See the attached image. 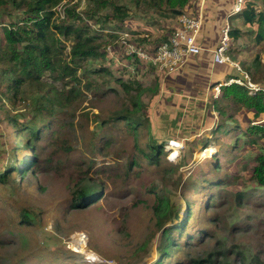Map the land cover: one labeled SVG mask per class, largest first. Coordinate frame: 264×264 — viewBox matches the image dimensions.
Wrapping results in <instances>:
<instances>
[{
    "label": "rangeland",
    "instance_id": "obj_1",
    "mask_svg": "<svg viewBox=\"0 0 264 264\" xmlns=\"http://www.w3.org/2000/svg\"><path fill=\"white\" fill-rule=\"evenodd\" d=\"M199 1L190 0L188 11ZM233 1L206 0L202 8L204 50L191 63L208 70L190 64L174 74L123 56L115 27L133 43L153 45L172 33L178 15L144 0L61 2L53 19L79 24L62 16L65 6L76 9L97 54L78 64V80L45 72L54 101L32 86L14 95L8 75H0V171L8 172L0 182V264H264V185L254 172L264 156V113L223 97L221 86L214 97L230 76L245 83L246 73L264 89V41L242 14L228 18ZM117 5L129 13L124 21ZM24 11L10 4L1 20L14 22ZM227 20L241 33L230 42V62L213 64ZM62 38L69 61L73 42ZM137 102L138 118L123 119ZM31 123L44 130L30 148L29 129H20ZM153 141L164 148L151 161ZM17 148L22 172L10 167ZM32 156L27 168L20 160ZM183 220L186 227L172 230L176 248L161 260L164 230Z\"/></svg>",
    "mask_w": 264,
    "mask_h": 264
},
{
    "label": "trees",
    "instance_id": "obj_2",
    "mask_svg": "<svg viewBox=\"0 0 264 264\" xmlns=\"http://www.w3.org/2000/svg\"><path fill=\"white\" fill-rule=\"evenodd\" d=\"M63 0H0V11L8 8L10 4L14 8L24 7V17L20 18L14 22H10L9 19H3V15L0 16V23H6L4 26V36L5 43L0 47V75H8V79L13 86L12 91L14 95H19L24 93L26 86H32L37 90L41 91L39 97H47L49 101H54L56 96L53 91V86L47 81H43L42 77L46 71H50L52 74L57 73L58 77L64 78L66 76L72 77L76 80L79 66L81 60L97 54L96 48V37L89 34V25L80 23L84 20L82 15L77 12L76 9L71 6H65L63 9V19L73 18L79 24L74 21L57 23L54 16L59 10V5ZM139 1V0H138ZM145 2L156 6L159 9L167 10L174 15L180 14L183 10L187 9L191 4L190 0H144ZM103 5L108 3H113L115 0H99ZM256 0H250L246 5L245 9L242 11V16L246 23L257 26V31L255 33V39L257 42L264 41V0H261L262 7L256 5ZM115 16L118 20L124 21L129 13L127 9L123 8L121 5L115 7ZM12 17V16H10ZM119 25H124L123 22L118 23ZM174 25H171L172 31ZM123 28V27H121ZM118 25L115 29L120 30ZM241 31L239 29H231V41L237 40L239 38ZM171 34V33H170ZM66 40H72L70 60L68 61L64 55L63 50V38ZM118 38V35H116ZM170 36V35H169ZM168 36V37H169ZM168 37L161 42L150 46H157L163 41L167 40ZM116 41V40H115ZM63 54V57H62ZM128 56V55H123ZM117 82L124 86L125 83L122 79H117ZM128 87L127 85H125ZM222 96L225 98H232L238 104L249 108L250 110H255L256 116L259 117L260 114L264 113V89L251 94L250 89L247 85H241L236 82H232L229 85H222ZM131 90H128L130 92ZM67 95L68 99H74L75 96L71 93ZM140 98V96H138ZM51 103H49V106ZM139 107V103H135V109L129 111L123 115V119L128 122L138 118L136 109ZM13 121H16L13 119ZM17 127H19L17 125ZM29 129V136L27 142L30 148L33 143L30 141L37 139L41 136V132L44 127H40L37 123H31L29 125L21 128V133L24 129ZM250 131L256 132L263 129L257 125H252L249 127ZM164 146L157 144L155 141L152 142L149 148L148 158L153 161L155 160L153 156H158L160 149L163 150ZM31 152L37 154L36 152ZM13 164L10 166L15 168L19 172L21 169L16 165L18 160V148L12 152ZM32 156L31 160L21 159L20 161L27 168H31L36 162V158ZM37 157V156H36ZM158 162V159L157 161ZM7 165H5V168ZM26 170V168H25ZM78 170L82 172V168L78 167ZM255 178L257 181L264 185V156H259V164L254 169ZM8 172L2 173L0 171V182L3 183L6 180ZM81 195V194H79ZM83 197V196H80ZM79 200V199H78ZM192 215L189 216V219ZM25 221L28 220V216H25ZM187 221L183 220L180 225H175L172 228L165 229L163 233V248L161 249L162 257L164 260L166 257L173 253V249L176 248L175 240L173 238L172 230H179L182 226L186 227ZM184 236V235H183ZM197 264H201L197 261Z\"/></svg>",
    "mask_w": 264,
    "mask_h": 264
},
{
    "label": "built area",
    "instance_id": "obj_3",
    "mask_svg": "<svg viewBox=\"0 0 264 264\" xmlns=\"http://www.w3.org/2000/svg\"><path fill=\"white\" fill-rule=\"evenodd\" d=\"M205 1L206 0H200L199 3L196 4L198 9L194 13L188 11L192 10L188 7L183 10L182 13L178 14L172 33L167 40L157 46L148 47V45L138 42L133 43L131 40L132 34L125 29L124 31H121L123 29L115 31L118 38L114 44H117L118 48H122L123 50H121L124 54L138 58L141 63L149 65L160 72H174L188 62L191 57L202 54L204 50L201 41V33L204 25L202 8L204 7ZM249 1L250 0H234L228 18L242 13L245 9V5ZM230 42L231 24L227 20L221 29L220 42L212 52V58L215 64L230 62V56L228 54ZM113 48L114 45H109L107 49L112 53L114 52ZM233 64L237 67L239 66L236 62H233ZM232 82L247 85L251 94L262 89L258 84L252 81L248 73H246L245 83H242L241 79L230 78L226 80L224 84L229 85ZM220 86L222 87V84L215 88L216 96L220 93ZM92 260L95 259L90 258L89 262L93 263Z\"/></svg>",
    "mask_w": 264,
    "mask_h": 264
},
{
    "label": "crops",
    "instance_id": "obj_4",
    "mask_svg": "<svg viewBox=\"0 0 264 264\" xmlns=\"http://www.w3.org/2000/svg\"><path fill=\"white\" fill-rule=\"evenodd\" d=\"M201 55V54H200ZM197 56H199V55H197ZM195 57V56H194ZM191 59L192 58H190L189 59V61L188 62H186L183 66H181L179 69H177L176 71H174V72H170V73H176V72H184L185 71V69H187L189 66H190V64H192V65H195V66H197L196 68L198 69H201V70H208V68L205 66V65H197V64H194V63H191ZM212 62H213V58H212ZM213 64H215L214 62H213ZM210 70V69H209ZM207 72V71H206ZM165 74V73H164ZM166 75V74H165ZM233 76H230L228 79H230V78H232ZM214 97H216V95L214 96Z\"/></svg>",
    "mask_w": 264,
    "mask_h": 264
},
{
    "label": "bare ground",
    "instance_id": "obj_5",
    "mask_svg": "<svg viewBox=\"0 0 264 264\" xmlns=\"http://www.w3.org/2000/svg\"><path fill=\"white\" fill-rule=\"evenodd\" d=\"M79 243L83 244L85 242L79 241ZM76 244H78V242H76ZM76 244H74V245L77 247V249H80L82 247V245H80V244L76 245Z\"/></svg>",
    "mask_w": 264,
    "mask_h": 264
},
{
    "label": "clouds",
    "instance_id": "obj_6",
    "mask_svg": "<svg viewBox=\"0 0 264 264\" xmlns=\"http://www.w3.org/2000/svg\"><path fill=\"white\" fill-rule=\"evenodd\" d=\"M233 78V77H232ZM92 263V262H91Z\"/></svg>",
    "mask_w": 264,
    "mask_h": 264
}]
</instances>
